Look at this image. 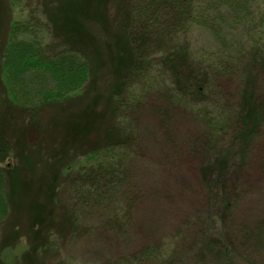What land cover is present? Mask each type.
<instances>
[{
	"label": "trees",
	"instance_id": "obj_1",
	"mask_svg": "<svg viewBox=\"0 0 264 264\" xmlns=\"http://www.w3.org/2000/svg\"><path fill=\"white\" fill-rule=\"evenodd\" d=\"M100 1L0 0V35L8 10L24 15L14 20L10 15L5 40L0 38L4 91L0 165L15 156L14 143L7 136L12 120L25 116L28 138L35 133L42 137L44 110L81 93L90 94L98 87L102 68L112 75L106 112L110 120L104 121L105 114L97 120L100 116L94 108L102 96H94L69 126L74 133L70 170L43 174L30 197L34 217L40 220L38 231L36 224L31 226L33 235L45 232L50 237L47 227L54 221L50 210L57 202L73 234L104 226L129 239L137 204L146 195L136 180L135 117L149 111L167 125L175 113L186 109L204 122L194 153L214 156L212 165L202 167L200 173L211 209L186 224L189 232H195V240H184L180 231L176 237L181 243L173 241L165 247L150 241L137 248L135 244L103 264H264V211L247 218L251 222L234 219L252 196L246 168L256 140H264V4L259 0H105L103 7ZM116 19L122 21L128 60L112 54L115 44L107 30L109 21ZM99 31L105 39L98 37ZM196 32L206 39L194 44ZM51 37L58 40L53 46L47 44ZM164 75L168 86L155 93L157 80ZM151 95L155 96L151 99ZM92 106V119L84 120ZM93 133L100 136L98 141L86 151L79 148ZM20 162L13 168L0 166V245L19 236L12 229L8 237H1L12 217V186L30 193ZM63 173L71 176L64 193L58 192ZM214 219L223 220L225 230L215 229ZM47 238L34 243L35 238H29L37 251L34 256Z\"/></svg>",
	"mask_w": 264,
	"mask_h": 264
},
{
	"label": "rangeland",
	"instance_id": "obj_2",
	"mask_svg": "<svg viewBox=\"0 0 264 264\" xmlns=\"http://www.w3.org/2000/svg\"><path fill=\"white\" fill-rule=\"evenodd\" d=\"M101 1L104 7L105 0ZM84 2L85 0H82V3ZM259 2L264 4V0H259ZM8 12L9 14L5 13L2 17L5 19L0 35L3 41L10 15L12 20L24 16L23 14L18 16L16 11L10 12L8 10ZM121 23L120 19H116L114 23L109 21L107 34L115 44L114 47L117 51L113 50L112 54L126 57L128 60V46L121 34ZM95 27L99 26L95 25ZM105 36L102 31H99L98 37L105 39ZM204 36L196 32L192 37L194 44H197L198 41H204L206 39ZM56 41L58 40L51 37L47 40V44L53 46ZM127 60L123 66L126 65ZM118 64L121 66L122 63L118 62ZM99 75L98 87L90 94L81 93L59 107H49L43 111L44 133L42 137L41 135L38 137L35 133L28 138L27 118L25 116H19L16 120H12L7 136L14 143L15 156L0 166L4 168L10 165L13 168L16 163L21 161L22 173L26 178L30 193L29 190L26 193L20 192L15 188V185L12 186L10 191L13 205L12 217L5 226L6 229L1 230V237H8L12 229H16L19 236L16 239L13 237L9 243L0 245L1 264H103L105 261L125 253V249H133L135 244H137L135 246L137 248L153 241L166 247L171 245L173 241L175 243L180 242L176 237L180 231L184 240H195V232L191 233V229L189 232L186 224L197 215L204 213L206 208L211 209L212 204L208 199V193L206 194L203 188L200 173L202 167L206 168L212 165L214 156L213 153L204 156L194 153V142L204 131V122L196 119L186 109H180L177 114L175 113V119L167 125L163 120H158L155 115H151L149 111H144L135 117L139 127V143L135 155L137 162L135 165L136 180L146 195L137 204L138 209L133 215L134 224L131 225L132 228L128 233L129 239L121 238L118 233L105 229L104 226H95L94 229H88L89 232L73 234V227L65 222L66 219L57 202L52 204L55 205L52 206V209L50 206V213L54 219L51 225L47 227L50 237L47 238L45 232L40 237L37 232L35 236L33 235L31 226L36 224L34 230L38 231L39 225L37 223L40 220L34 217L30 197L33 198V192H37V186L41 184L43 174L53 170L60 172L64 167L68 172L71 164H73L74 133L69 129L72 120H75L77 113L87 103L92 102L94 96L98 95L102 98L94 108V112L100 116L97 120H103V114H105L104 121L110 120V116L106 112L108 109L110 110L107 103L110 99L109 92L112 90V87L110 89L112 75L105 68L100 70ZM165 80H167L166 75L157 80V85L154 88L155 93L168 86ZM233 87L234 83H232ZM3 92L0 87V94ZM154 96L151 95V99ZM161 103L163 104V102ZM92 108L93 106L85 112L84 120L92 119ZM1 116L0 112V127H2ZM22 131L23 134H21ZM99 137L95 133L87 134V142H85L87 144L81 143L78 147L86 151L89 145L98 141ZM76 155H80V153ZM72 174L73 171H71ZM246 174V179L252 187V196L247 197L236 212L234 219L251 222L250 219H254L262 210L264 211V140H256L246 168ZM70 179L71 176L67 178L66 173L60 175L58 192L62 190L64 193L67 190ZM236 210L237 208L234 211ZM214 220L216 222L214 228L220 229L223 220ZM230 222L231 219H228L227 223L230 224ZM86 224H88L87 221H85ZM222 228L225 230L224 227ZM30 237L35 238L33 243L37 240L41 241V238H47L46 244L40 243V249L36 256L33 252L37 253V251L32 249L31 243H29Z\"/></svg>",
	"mask_w": 264,
	"mask_h": 264
}]
</instances>
